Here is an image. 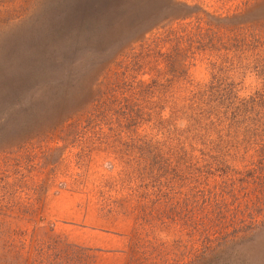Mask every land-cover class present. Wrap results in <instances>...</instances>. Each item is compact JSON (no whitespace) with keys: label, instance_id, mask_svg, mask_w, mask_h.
Segmentation results:
<instances>
[{"label":"rangeland","instance_id":"obj_1","mask_svg":"<svg viewBox=\"0 0 264 264\" xmlns=\"http://www.w3.org/2000/svg\"><path fill=\"white\" fill-rule=\"evenodd\" d=\"M243 107L264 0H0V264H264Z\"/></svg>","mask_w":264,"mask_h":264},{"label":"trees","instance_id":"obj_2","mask_svg":"<svg viewBox=\"0 0 264 264\" xmlns=\"http://www.w3.org/2000/svg\"><path fill=\"white\" fill-rule=\"evenodd\" d=\"M204 92H205V97H206L204 100V103L206 102L210 108H214L213 104L218 103L223 100L222 93H219L217 91L215 92L214 91H204ZM229 92L231 91L226 92V96L224 100L228 99ZM261 111H264V109L261 110L260 108H258V110H255L254 107H243L237 111H233L232 113H230V115H224V118L226 120H229L228 131L232 132L229 127L232 128L233 126H238V124L240 123V121L237 120L241 116L240 112L244 113L245 118L248 119V116H249L250 118L255 119V121L257 122V121H260L262 118H264V116H262L264 115V113L261 114L260 113ZM225 114H227V111Z\"/></svg>","mask_w":264,"mask_h":264}]
</instances>
